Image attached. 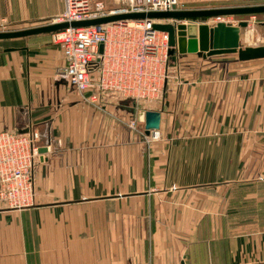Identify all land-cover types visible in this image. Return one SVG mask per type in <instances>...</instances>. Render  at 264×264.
Returning a JSON list of instances; mask_svg holds the SVG:
<instances>
[{"label":"crops","instance_id":"obj_1","mask_svg":"<svg viewBox=\"0 0 264 264\" xmlns=\"http://www.w3.org/2000/svg\"><path fill=\"white\" fill-rule=\"evenodd\" d=\"M63 10L0 0V25ZM169 57L162 97L136 107L56 78L51 33L0 40V129H36L46 148L33 205L0 202V264H264V58ZM140 111L160 112L158 139L128 128Z\"/></svg>","mask_w":264,"mask_h":264},{"label":"built area","instance_id":"obj_2","mask_svg":"<svg viewBox=\"0 0 264 264\" xmlns=\"http://www.w3.org/2000/svg\"><path fill=\"white\" fill-rule=\"evenodd\" d=\"M119 1L123 7L109 10L105 0H64L63 12L52 22L70 23L126 12L191 9L180 0ZM239 1L246 2L244 5L264 4V0ZM228 16L212 17L206 23L214 25L222 21L235 25L226 18ZM251 18L254 21L255 16ZM160 22L173 21L127 19L53 31L51 39L61 49L65 60L56 68V78L77 91H92L91 100L104 94L129 99L140 107L160 99L169 74L168 34L153 28L154 23ZM0 27L5 29L3 24ZM139 123L138 115H133L127 126L147 143L158 139L157 129L145 134L144 129H139ZM39 140L40 133L36 129L23 132L0 129V202L8 208L23 209L33 205V168L39 156Z\"/></svg>","mask_w":264,"mask_h":264},{"label":"water","instance_id":"obj_3","mask_svg":"<svg viewBox=\"0 0 264 264\" xmlns=\"http://www.w3.org/2000/svg\"><path fill=\"white\" fill-rule=\"evenodd\" d=\"M263 13L264 4L195 8L175 11L126 12L106 15L94 19L72 21L70 23L51 22L45 25L19 30L0 31V40L26 37L40 33H49L64 29L68 26L82 27L127 19H165L172 20L173 22L154 23L153 28L159 31L167 32L169 54H173L177 51L179 54L197 53L198 55L205 57L224 53H233L237 54V58L239 60L244 61L264 58V45L241 47L240 32L242 28L247 26V21L242 19L235 25L220 21L213 26H209L206 23V20L218 16H241ZM262 24H264V22H262ZM99 52H102V45L99 47ZM138 120L144 124L145 134H148L150 130L159 128L160 112L140 111L138 114ZM45 152V147H40L38 149L39 154Z\"/></svg>","mask_w":264,"mask_h":264},{"label":"rangeland","instance_id":"obj_4","mask_svg":"<svg viewBox=\"0 0 264 264\" xmlns=\"http://www.w3.org/2000/svg\"><path fill=\"white\" fill-rule=\"evenodd\" d=\"M246 4V2H242L239 0H234V1H229L228 3H223V4H212V3H205V4H199L198 8H214V7H227V6H240V5H244ZM186 5V4H185ZM187 6V5H186ZM105 7L109 10H113V9H119L121 7H123V4L121 3V1L119 0H105ZM191 8V7H189ZM197 8V7H195ZM195 8H191V9H195ZM264 14H255V18L254 21H252L251 15H241V16H228L226 18L233 20L234 23H238L239 20L245 19L247 21V26L241 29L242 33V42L240 40L241 43V47H246V46H259V45H264V24H262V22H264V16H262ZM225 18V19H226ZM54 20V19H53ZM52 20V21H53ZM237 20V22H236ZM52 21H50L49 23H51ZM208 21V19L206 20ZM47 24V23H46ZM45 25V24H42ZM215 25V24H214ZM23 27H16V28H12L9 30H19V29H24V28H29V27H35V26H40L38 24L36 25H22ZM209 26H213L210 25ZM7 31L6 29H2L0 27V31ZM52 33V32H49ZM172 63V57H169L168 59V73H170L172 68H169V65H171ZM185 65V64H184ZM176 70L178 71V69L176 68ZM175 70V73L177 74ZM169 76V74H168ZM143 124V123H141ZM139 126V125H138ZM144 124L143 126H139L140 130H143ZM142 138V136H141ZM143 140V138H142ZM259 178H261V176H259Z\"/></svg>","mask_w":264,"mask_h":264},{"label":"bare ground","instance_id":"obj_5","mask_svg":"<svg viewBox=\"0 0 264 264\" xmlns=\"http://www.w3.org/2000/svg\"><path fill=\"white\" fill-rule=\"evenodd\" d=\"M210 19V18H209Z\"/></svg>","mask_w":264,"mask_h":264}]
</instances>
